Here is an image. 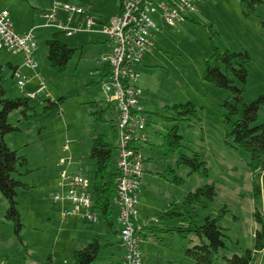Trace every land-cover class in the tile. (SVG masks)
Listing matches in <instances>:
<instances>
[{
    "label": "rangeland",
    "instance_id": "374dc122",
    "mask_svg": "<svg viewBox=\"0 0 264 264\" xmlns=\"http://www.w3.org/2000/svg\"><path fill=\"white\" fill-rule=\"evenodd\" d=\"M197 1V12L175 27L167 26L158 15L153 17L161 30L152 38L154 49L144 54L142 63L137 66L141 75L138 84L143 91L139 105L144 110L143 118L148 121L145 130L148 143L142 145L145 173L138 194L143 264H196L186 256V251L198 244L199 239L191 235L183 240L177 231H170L186 228L188 217L181 216L173 222L161 218L175 204L182 208V213H191L199 225L207 217H221L218 225L227 235V248L221 252L225 257L245 255L254 249L255 233L260 228L254 213L259 210L264 214L263 196L254 197V186H262L263 171H253L250 154L231 146L233 138L223 104L235 102L233 93L203 81L206 61L215 48L221 52L246 53L250 58L245 64L246 84L232 73L229 76L236 88L245 87L246 103L264 95V3ZM65 5L87 9L102 22L110 23L120 12L121 0H0V13L12 14L16 28L18 23L31 26L34 18L35 26H43L35 31L38 43L35 70L24 67L23 54L0 51L5 97L28 96L34 108L27 113L30 119L21 111L9 116V123L22 131L8 135L7 146L28 159V165L20 168L14 178L30 188L18 190V209L24 225L20 237L13 222L6 220L9 202L0 192V264H73L75 251L87 246L95 236L107 247L94 264H122L121 257L125 253L119 245V211L115 200L111 216L114 227H109L100 216L96 223L84 222L81 218H70L76 222L64 223L62 205L53 201L56 193H63L58 186L62 171L76 173L91 168L89 155L93 138L103 133L105 127L96 123L92 114L96 109L91 104L96 103L105 110L107 121L115 119L101 83L102 76L110 71L109 64L102 60L110 50L101 27L94 26V34L72 35L71 30L63 32L45 27L48 21L41 20L45 12L57 8V18L65 26L79 28L82 17L65 11ZM60 32L64 33L60 40L75 49L67 70L62 73L50 67L47 57V41ZM10 64L19 66L21 77H34L33 84L22 90ZM222 71L225 72L224 67ZM37 75L43 78L50 98L36 94ZM48 101L58 102L59 106L48 108ZM190 101L196 105L195 117L189 121L168 120L175 115L166 107ZM263 122L264 106L254 125ZM174 126L179 127L184 137L180 153L190 157L198 154L207 164L208 177L191 174V167L178 166L179 154L164 156V138ZM108 139L117 147L118 141L112 133ZM62 161H70L69 168L62 166ZM118 163L116 148L111 172L118 169ZM175 178L183 179L184 183L176 184ZM205 185L215 186L213 201L205 198L196 206L184 204L190 193ZM90 191L94 201L91 188ZM84 229H94L90 231L95 234L84 232L83 235ZM251 264H264V251L255 253Z\"/></svg>",
    "mask_w": 264,
    "mask_h": 264
},
{
    "label": "trees",
    "instance_id": "16d2710c",
    "mask_svg": "<svg viewBox=\"0 0 264 264\" xmlns=\"http://www.w3.org/2000/svg\"><path fill=\"white\" fill-rule=\"evenodd\" d=\"M258 2L264 3V0H252V4ZM122 5V0H121ZM253 6V5H252ZM189 20V18L187 19ZM63 32L57 33L53 38L47 41L48 62L50 67L59 73L67 70L69 61L72 59L75 49H71L67 44L60 40ZM240 58L243 60L241 61ZM250 60L246 53H233L230 51L221 52L218 48L214 49V54L206 61L203 81L213 84L219 89L229 90L233 93L235 102L226 101L223 107L227 111V120L231 128V137L233 138L232 147L237 150H243L250 154V167L253 171L262 170V186H254V197L260 199L263 196L264 202V122L255 126L258 115L264 106V95L260 96L252 103H246L243 98L245 87L238 89L234 86V81L230 78L229 73L234 74L244 84L247 82L248 72L245 67L246 62ZM13 77L18 67H13ZM224 67L225 72L222 71ZM3 87L2 67H0V192L2 196L9 202V209L6 213V220L13 222L15 232L20 237L23 231L22 216L18 209V190L20 188L29 189V185L18 181L14 178L15 174H19V169L28 165L26 157L19 156L18 151H14L7 146L6 137L15 132L22 130L9 123V116L15 111H21L26 119H30L27 114L34 110L30 105L29 97L17 99H8ZM49 102L48 108L59 106L58 102ZM96 110L92 112L96 123L105 124L104 132L93 138L92 149L90 151V170H82L91 182V189L94 195L95 210L101 218H103L109 227H114L111 220L113 211V200H116L118 194L119 177L118 169L111 172L110 165L113 155L117 147L109 141V134H113L115 139L119 140V130L117 128L116 111L112 105L109 108L114 109L115 119L107 121L105 110L100 108L96 103L91 104ZM174 113L175 117L168 119L172 121H189L196 115V105L193 102L186 104L174 105L166 107ZM184 137L180 134L178 126H174L168 131L164 138L162 149L164 156L170 154H179L178 166H188L192 168L191 174L199 173L204 177H208L207 164L198 154L190 157L180 153L183 147ZM30 172V171H29ZM176 184L184 183L183 179L175 178ZM216 196L214 185H205L197 191L190 193L185 199L184 204L196 206L202 203L205 198L214 200ZM173 209L164 212L162 218L168 222H173L179 217H188V225L186 228H174L170 231H177L179 236L184 240L191 235L199 239V243L186 251V256L192 259L196 264H251L253 255L257 252L264 251V214L259 210L254 213V219L260 225L255 233V245L253 250H248L245 255H233L232 257L221 256V252L226 250L227 245L225 239L227 235L224 229L218 225L221 217L213 219L207 217L202 225L196 223L191 213H182V208L175 204ZM187 220V219H186ZM141 224V222H140ZM21 239V238H20ZM107 247L102 245L98 238L92 240L87 246L81 250L75 251L73 256V264H93L97 261L101 252ZM170 264H176L171 262Z\"/></svg>",
    "mask_w": 264,
    "mask_h": 264
},
{
    "label": "built area",
    "instance_id": "2783aa9c",
    "mask_svg": "<svg viewBox=\"0 0 264 264\" xmlns=\"http://www.w3.org/2000/svg\"><path fill=\"white\" fill-rule=\"evenodd\" d=\"M197 3V0H122L121 11L110 23H101L87 9L65 5V11L83 19L82 25L75 29H69L57 18V8L43 15L48 21L46 27L63 32L71 30V34L75 35L84 31L93 32V27L99 25L101 33L107 37L110 54L102 60L109 64L110 71L101 83L107 103L116 111L119 130V177L115 205L119 210L117 220L121 245L125 251L123 264H143L139 245L142 225L138 218V194L145 173L142 145L148 143L145 133L148 121L143 118L144 110L139 105L143 91L138 84L141 75L136 67L142 63L144 54L154 49L152 38L155 32L161 30L153 17L158 15L167 26L175 27L197 12ZM37 48L34 31L16 33L11 14L8 11L0 13V51H8L12 55L23 54L24 67L35 70L38 67L34 57ZM15 78L22 90L34 81V77H21L19 67ZM36 80V94L50 98L43 78L37 75ZM70 164V161L61 162L67 168ZM58 186L63 193H56L53 201L64 206L63 219L81 218L84 222H97L99 214L91 198V182L82 170L76 173L62 171Z\"/></svg>",
    "mask_w": 264,
    "mask_h": 264
},
{
    "label": "crops",
    "instance_id": "0c3cea01",
    "mask_svg": "<svg viewBox=\"0 0 264 264\" xmlns=\"http://www.w3.org/2000/svg\"><path fill=\"white\" fill-rule=\"evenodd\" d=\"M120 11H121V9H120ZM48 13H50V11L49 12H45L44 13V15L45 14H48ZM91 13V12H90ZM92 14V13H91ZM93 16H95V17H97L98 19H99V21L101 22V23H107V22H102V20L99 18V16H97V15H95V14H92ZM11 18H12V14H11ZM43 18V17H42ZM41 20H45L44 18L43 19H41ZM81 20H83L82 18H81ZM188 21V20H187ZM35 23H36V20H35V18L33 19V21H32V24H31V26H21V24L20 23H18L17 24V28H16V26L14 25V28H15V31H16V33H18V34H25V33H27V32H29V31H34V34H35V31L36 30H38V29H40V28H42L43 26H41V25H39V26H35ZM82 25V24H81ZM80 25V26H81ZM45 27H46V25H44ZM84 32H88V33H91V34H94V32H89V31H84ZM81 33H83V32H81ZM36 36V35H35ZM37 39V38H36ZM35 60H36V58H35ZM37 62V61H36ZM14 67V66H13ZM15 67H19V66H15ZM136 70L139 72V70L137 69V67H136ZM140 73V72H139ZM106 75L107 74H105V75H103L102 76V78H101V80L102 79H105L106 78ZM32 84H33V82H32ZM31 84V85H32ZM146 160V159H145ZM117 207V206H116ZM61 209H63L64 210V206H62V208ZM119 211V210H118ZM117 219H118V216H117ZM64 220V223H67L68 221H71V220H74L75 222H76V219H63ZM139 221H140V219H139ZM141 222V221H140ZM91 231H93L94 229H90ZM90 230H83V235H84V232L85 233H87V234H92V235H94L95 234V232H91ZM143 232V231H142ZM118 234V236H119V245H120V247H121V249H122V245H121V240H120V232H118L117 233ZM96 238H98V236H95V238L94 239H96ZM93 239V240H94ZM108 246L110 247V246H112V245H110V244H108ZM124 255H125V253L123 254V256L121 257V263L123 264V259H124ZM98 259H99V257H98ZM97 259V260H98ZM95 263V262H94ZM93 263V264H94Z\"/></svg>",
    "mask_w": 264,
    "mask_h": 264
}]
</instances>
